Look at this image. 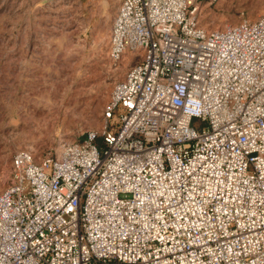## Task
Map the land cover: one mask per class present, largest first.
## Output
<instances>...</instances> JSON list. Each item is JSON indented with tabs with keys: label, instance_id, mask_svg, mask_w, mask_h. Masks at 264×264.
<instances>
[{
	"label": "built area",
	"instance_id": "built-area-1",
	"mask_svg": "<svg viewBox=\"0 0 264 264\" xmlns=\"http://www.w3.org/2000/svg\"><path fill=\"white\" fill-rule=\"evenodd\" d=\"M117 1L109 58L137 60L99 130L15 154L0 264H264V15Z\"/></svg>",
	"mask_w": 264,
	"mask_h": 264
},
{
	"label": "rangeland",
	"instance_id": "rangeland-1",
	"mask_svg": "<svg viewBox=\"0 0 264 264\" xmlns=\"http://www.w3.org/2000/svg\"><path fill=\"white\" fill-rule=\"evenodd\" d=\"M199 2L209 28L264 15V0ZM117 9V0H0V191L19 151L55 153L103 126L114 85L137 60L109 58Z\"/></svg>",
	"mask_w": 264,
	"mask_h": 264
},
{
	"label": "water",
	"instance_id": "water-1",
	"mask_svg": "<svg viewBox=\"0 0 264 264\" xmlns=\"http://www.w3.org/2000/svg\"><path fill=\"white\" fill-rule=\"evenodd\" d=\"M80 139H81V140L86 139V135L82 136Z\"/></svg>",
	"mask_w": 264,
	"mask_h": 264
}]
</instances>
